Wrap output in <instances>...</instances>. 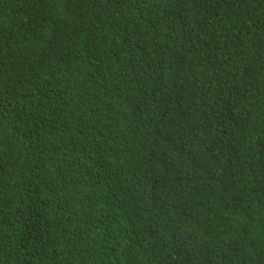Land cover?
<instances>
[{"label":"trees","instance_id":"16d2710c","mask_svg":"<svg viewBox=\"0 0 264 264\" xmlns=\"http://www.w3.org/2000/svg\"><path fill=\"white\" fill-rule=\"evenodd\" d=\"M0 264H264V0H0Z\"/></svg>","mask_w":264,"mask_h":264},{"label":"clouds","instance_id":"9594fccd","mask_svg":"<svg viewBox=\"0 0 264 264\" xmlns=\"http://www.w3.org/2000/svg\"><path fill=\"white\" fill-rule=\"evenodd\" d=\"M12 151V150H11Z\"/></svg>","mask_w":264,"mask_h":264}]
</instances>
